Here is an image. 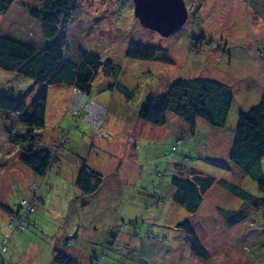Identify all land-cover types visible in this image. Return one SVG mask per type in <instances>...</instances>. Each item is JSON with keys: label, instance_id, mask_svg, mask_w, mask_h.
I'll use <instances>...</instances> for the list:
<instances>
[{"label": "rangeland", "instance_id": "rangeland-1", "mask_svg": "<svg viewBox=\"0 0 264 264\" xmlns=\"http://www.w3.org/2000/svg\"><path fill=\"white\" fill-rule=\"evenodd\" d=\"M184 2L187 20L164 37L140 25L132 0H79L65 58L73 60L85 50L121 71L117 78L99 72L92 84L91 97L106 110L102 137L68 113L70 86L47 88L45 124L36 129L35 149L49 151L57 162L43 175L21 163L20 146L9 141L10 135L24 134L26 126L17 113L0 110V203L13 213L21 201L32 203L22 231L0 207V264H55L54 249L75 264H264V200L255 209L214 183L190 213L173 201L176 187L171 184L173 177L188 178L187 171L194 170L262 198L256 182L228 154L238 113L264 96V0ZM25 6L40 4L15 0L0 14V35L41 47V26ZM130 42L161 48L171 62L160 59V51L149 60L127 57ZM193 78L217 80L230 90L223 127L197 118L191 133L172 114L164 126L139 120L148 95L165 92L177 79ZM40 88L28 77L0 69V93L30 103ZM178 137L184 141L175 148ZM260 161L264 172V156ZM84 162L103 176L89 195L75 186ZM221 210L240 212L243 218L229 227ZM184 220L206 260L191 254L186 232L177 227Z\"/></svg>", "mask_w": 264, "mask_h": 264}, {"label": "trees", "instance_id": "trees-1", "mask_svg": "<svg viewBox=\"0 0 264 264\" xmlns=\"http://www.w3.org/2000/svg\"><path fill=\"white\" fill-rule=\"evenodd\" d=\"M14 1L0 0V14L6 13ZM36 2L40 4L39 8L25 7L28 15L41 26L43 40L41 47H34L0 35V69L28 77L40 84L41 88L30 103L16 99L10 94L0 93V110L17 113L19 122L26 126L24 134L10 135L9 141L20 146L18 160L35 174L43 175L52 162H57V157L51 155L49 151L35 149V143L39 138L36 129L43 128L45 124L47 88L66 84L71 89L75 88L91 97L92 84L98 73L105 77L117 78L121 67L85 50H78V56L73 60L65 58V50L68 46L67 31L73 22L79 0H36ZM121 6L123 7L122 4H118L119 11L123 9ZM159 51L162 54L160 59L171 62L165 50L139 42L128 44L126 56L149 60L155 58ZM119 90L127 95L130 93L123 86H119ZM231 103L230 90L217 80L177 79L165 92L148 95L140 105L138 118L155 126H164L168 121V114H172L186 122L190 132L193 133L197 118L205 120L211 126L223 127ZM183 141V138L178 137L174 147L176 148ZM263 156L264 96L246 112L238 113L234 139L228 154L229 161L256 182L262 198L256 199L246 190L224 179H216L213 176L203 177L194 170H188V178L171 179V184L176 187L173 201L188 212L194 213L201 203L202 194L216 183L256 209L258 201L264 200V172L260 161ZM102 182L103 176L100 173L89 168L85 162L81 164L75 178V186L80 192L86 195L93 194ZM31 204L27 205L31 206ZM22 206L19 204L20 210L13 213L0 203V207L10 214L12 222H17L16 229L19 230L20 225L23 227L20 231L25 228L24 221L31 214ZM220 212L229 227L236 225L243 218L240 212L224 210ZM262 217L264 219V213ZM177 227L186 232L191 254L206 260L207 253L189 222L184 220L178 223ZM52 255L55 264H75L72 258L59 250L54 249Z\"/></svg>", "mask_w": 264, "mask_h": 264}, {"label": "water", "instance_id": "water-1", "mask_svg": "<svg viewBox=\"0 0 264 264\" xmlns=\"http://www.w3.org/2000/svg\"><path fill=\"white\" fill-rule=\"evenodd\" d=\"M133 14L140 25L167 37L188 18L184 0H132Z\"/></svg>", "mask_w": 264, "mask_h": 264}, {"label": "built area", "instance_id": "built-area-1", "mask_svg": "<svg viewBox=\"0 0 264 264\" xmlns=\"http://www.w3.org/2000/svg\"><path fill=\"white\" fill-rule=\"evenodd\" d=\"M259 54L262 55V53ZM67 106V111L72 117L89 124L95 129L96 134L102 137L101 129L106 112L102 104L96 102L87 94L73 88L71 89V100ZM21 202L24 205L25 211L32 210L30 205H26V201L24 202L23 200ZM19 227L20 229L23 228L21 225Z\"/></svg>", "mask_w": 264, "mask_h": 264}, {"label": "crops", "instance_id": "crops-1", "mask_svg": "<svg viewBox=\"0 0 264 264\" xmlns=\"http://www.w3.org/2000/svg\"><path fill=\"white\" fill-rule=\"evenodd\" d=\"M70 89H71V87H70ZM69 102V101H68ZM68 104V103H67Z\"/></svg>", "mask_w": 264, "mask_h": 264}]
</instances>
